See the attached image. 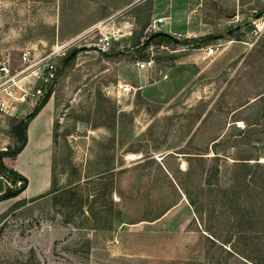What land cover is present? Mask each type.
<instances>
[{
  "label": "rangeland",
  "instance_id": "374dc122",
  "mask_svg": "<svg viewBox=\"0 0 264 264\" xmlns=\"http://www.w3.org/2000/svg\"><path fill=\"white\" fill-rule=\"evenodd\" d=\"M262 12L264 0H0V63L82 37L49 94L48 191L40 151L25 164L27 198L53 193L2 201L0 264H264V34L243 26ZM161 17L180 42L141 50ZM100 23L123 36L109 54L94 49ZM33 111L0 119V153Z\"/></svg>",
  "mask_w": 264,
  "mask_h": 264
},
{
  "label": "built area",
  "instance_id": "2783aa9c",
  "mask_svg": "<svg viewBox=\"0 0 264 264\" xmlns=\"http://www.w3.org/2000/svg\"><path fill=\"white\" fill-rule=\"evenodd\" d=\"M236 18L234 23L238 24ZM249 20L250 36L254 40H259L264 34V12L261 17L256 15ZM168 22L167 18L155 20L148 28L149 36L162 32L161 28ZM94 32H99L94 43V49L101 54H109L113 47L120 44L122 34L119 30L109 28L105 23H100L94 28ZM87 35V34H86ZM85 35V36H86ZM181 40V36H174ZM82 37L77 38L65 45L55 46L49 53H38L35 50L22 51L19 57L17 69L12 67L8 60L0 63V119L18 118L22 116L28 108L35 109L41 101L51 93L52 87L58 78V59L64 57L72 46L78 44ZM161 50H167L161 45ZM218 47L209 46L202 48L199 52L201 63L212 59L218 52ZM148 59L137 61L135 68L140 73H147L154 65V51H147ZM133 92L131 86L123 83L116 85L118 97L129 96ZM7 186L13 190L23 188L24 182L17 180L14 183L5 181Z\"/></svg>",
  "mask_w": 264,
  "mask_h": 264
},
{
  "label": "crops",
  "instance_id": "0c3cea01",
  "mask_svg": "<svg viewBox=\"0 0 264 264\" xmlns=\"http://www.w3.org/2000/svg\"><path fill=\"white\" fill-rule=\"evenodd\" d=\"M54 113L55 107L52 101H48V103L44 106V108L38 113V115L29 123L27 129V144L22 150L20 154H18L15 158H11L9 166V170H13L22 177L26 178L28 176V171L25 168V164L29 161L31 163V159L29 157L33 151H40L39 159L32 161L34 165H43L48 167L46 171V188L45 191H48L50 188V170L52 164V150H53V121H54ZM44 161V162H41ZM28 188V186H27ZM5 190H0V196L4 193ZM27 191V189H26ZM23 192L21 195H25L26 199H36L40 196L34 198H27V192ZM41 193V192H40ZM2 203H0V214L2 211Z\"/></svg>",
  "mask_w": 264,
  "mask_h": 264
},
{
  "label": "trees",
  "instance_id": "16d2710c",
  "mask_svg": "<svg viewBox=\"0 0 264 264\" xmlns=\"http://www.w3.org/2000/svg\"><path fill=\"white\" fill-rule=\"evenodd\" d=\"M149 26L145 27L144 31H148ZM147 38H145L146 40ZM212 37L206 38L202 41H200L199 43L201 44H205L208 43L209 40H211ZM148 40V39H147ZM151 42H157L158 44L161 43H171V41L166 38V37H157L154 38ZM145 42H143L141 45V50H145L147 47H145ZM186 43H190V41H186ZM77 56V52L73 53L70 55V57L65 61V62H70L71 60H74ZM49 101V95H47L42 101L41 103L34 109V111L32 113H30L25 119L20 120L19 122H16L14 124V126L11 129L12 135L14 136V138L16 139L17 143H18V147L17 149L10 151V150H6V152H1L0 153V177L6 179L7 181H17V180H21L24 182V187L21 188L20 190H16V191H11V190H5L4 193L0 196V202L2 201H6V200H10L13 198H17L19 195H21L23 192L26 191L27 186H28V181L22 177L21 175H19L18 173H16L13 170H9L7 167H5L4 163H3V159L5 158H15L18 154H20L22 152V150L24 149V147L27 144V129H28V125L29 123L38 115V113L44 108V106L48 103ZM51 193H53V182L51 183V190L48 194H45L43 196H40L39 198H44L45 196L50 195Z\"/></svg>",
  "mask_w": 264,
  "mask_h": 264
},
{
  "label": "water",
  "instance_id": "95a60500",
  "mask_svg": "<svg viewBox=\"0 0 264 264\" xmlns=\"http://www.w3.org/2000/svg\"><path fill=\"white\" fill-rule=\"evenodd\" d=\"M262 14H263V12H262V13H259L258 15H256V18L261 17ZM248 25H249V20L246 21V22L244 23L243 26L246 27V26H248ZM240 28H241V27H237V28L235 29V31L240 30ZM232 33H233V31H230V32L228 33V35H231ZM157 37H166V38H168L171 42H173V43H175V44H178V43L180 42L178 39H175L174 37L170 36L169 34H167V33H163V32H160V33H156V34L152 35V36L147 40V42L145 43V47L148 46L149 43H150L154 38H157ZM216 38H220V37H216Z\"/></svg>",
  "mask_w": 264,
  "mask_h": 264
}]
</instances>
